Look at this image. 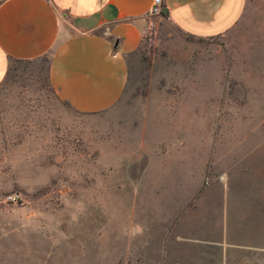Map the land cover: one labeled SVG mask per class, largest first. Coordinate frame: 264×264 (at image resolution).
<instances>
[{
  "label": "rangeland",
  "instance_id": "obj_1",
  "mask_svg": "<svg viewBox=\"0 0 264 264\" xmlns=\"http://www.w3.org/2000/svg\"><path fill=\"white\" fill-rule=\"evenodd\" d=\"M150 32L98 113L10 65L0 264H264V0L224 37Z\"/></svg>",
  "mask_w": 264,
  "mask_h": 264
},
{
  "label": "crops",
  "instance_id": "obj_2",
  "mask_svg": "<svg viewBox=\"0 0 264 264\" xmlns=\"http://www.w3.org/2000/svg\"><path fill=\"white\" fill-rule=\"evenodd\" d=\"M0 0V85L13 62L48 58L58 97L83 114L105 111L122 97L129 62L155 23L187 36H226L241 21L248 0ZM167 9V12H164ZM151 33V32H150Z\"/></svg>",
  "mask_w": 264,
  "mask_h": 264
},
{
  "label": "built area",
  "instance_id": "obj_3",
  "mask_svg": "<svg viewBox=\"0 0 264 264\" xmlns=\"http://www.w3.org/2000/svg\"><path fill=\"white\" fill-rule=\"evenodd\" d=\"M163 8H164V0H153L152 2V6L149 10V17L151 18H156L158 16H160L163 12ZM155 27V23L154 22H150L147 26V31L150 32L154 29ZM8 200L10 202H16L18 200L17 196L11 195L9 196Z\"/></svg>",
  "mask_w": 264,
  "mask_h": 264
},
{
  "label": "clouds",
  "instance_id": "obj_4",
  "mask_svg": "<svg viewBox=\"0 0 264 264\" xmlns=\"http://www.w3.org/2000/svg\"><path fill=\"white\" fill-rule=\"evenodd\" d=\"M140 229H139V227H137V231H139Z\"/></svg>",
  "mask_w": 264,
  "mask_h": 264
},
{
  "label": "water",
  "instance_id": "obj_5",
  "mask_svg": "<svg viewBox=\"0 0 264 264\" xmlns=\"http://www.w3.org/2000/svg\"><path fill=\"white\" fill-rule=\"evenodd\" d=\"M164 12H167V9H165V11Z\"/></svg>",
  "mask_w": 264,
  "mask_h": 264
}]
</instances>
